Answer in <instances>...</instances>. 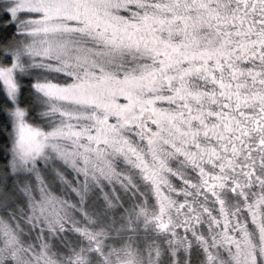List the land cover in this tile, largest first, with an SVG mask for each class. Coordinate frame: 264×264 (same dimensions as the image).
<instances>
[{
    "label": "snow or ice",
    "instance_id": "snow-or-ice-1",
    "mask_svg": "<svg viewBox=\"0 0 264 264\" xmlns=\"http://www.w3.org/2000/svg\"><path fill=\"white\" fill-rule=\"evenodd\" d=\"M0 264H264V0H0Z\"/></svg>",
    "mask_w": 264,
    "mask_h": 264
}]
</instances>
